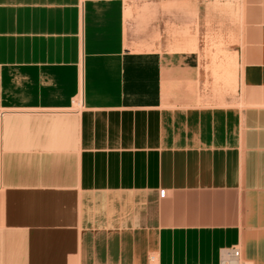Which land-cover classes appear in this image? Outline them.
<instances>
[{
	"label": "crops",
	"instance_id": "crops-1",
	"mask_svg": "<svg viewBox=\"0 0 264 264\" xmlns=\"http://www.w3.org/2000/svg\"><path fill=\"white\" fill-rule=\"evenodd\" d=\"M217 1L0 0V264H223L236 247L264 264V0H239L223 99L196 32ZM178 11L182 51L136 19Z\"/></svg>",
	"mask_w": 264,
	"mask_h": 264
},
{
	"label": "rangeland",
	"instance_id": "rangeland-1",
	"mask_svg": "<svg viewBox=\"0 0 264 264\" xmlns=\"http://www.w3.org/2000/svg\"><path fill=\"white\" fill-rule=\"evenodd\" d=\"M209 11L210 19L219 17L220 22L214 23L210 21L206 27L196 26V32L199 34L201 29H203L204 50L209 61V75L207 78L209 81H207L213 82L217 86L220 84V92L212 91L207 87L205 93L207 98L209 95L210 97L220 95V98L223 99L231 91L233 80L232 75L229 73V57L226 50L233 43L231 31L233 24L239 18V0L217 1L210 7ZM136 19L143 22L144 29L142 32L145 34L149 32V34L155 33L156 37L159 38L160 35L165 34L164 32L167 31L166 34L171 32L173 37L177 39L178 50L180 51L185 50V44L190 45L191 42H194V39H192L193 32H191L192 27L184 11H178L177 18L171 22L169 20L155 19V15L152 14H148L146 17L139 15ZM240 264L244 263L240 262Z\"/></svg>",
	"mask_w": 264,
	"mask_h": 264
},
{
	"label": "built area",
	"instance_id": "built-area-1",
	"mask_svg": "<svg viewBox=\"0 0 264 264\" xmlns=\"http://www.w3.org/2000/svg\"><path fill=\"white\" fill-rule=\"evenodd\" d=\"M82 107V103L79 99L73 101L72 108L74 111H78ZM166 195V190L160 191V196L164 198ZM241 260V250L236 247L231 250H225L223 264H233L234 262H240Z\"/></svg>",
	"mask_w": 264,
	"mask_h": 264
},
{
	"label": "bare ground",
	"instance_id": "bare-ground-1",
	"mask_svg": "<svg viewBox=\"0 0 264 264\" xmlns=\"http://www.w3.org/2000/svg\"><path fill=\"white\" fill-rule=\"evenodd\" d=\"M233 264H240V262H234Z\"/></svg>",
	"mask_w": 264,
	"mask_h": 264
}]
</instances>
